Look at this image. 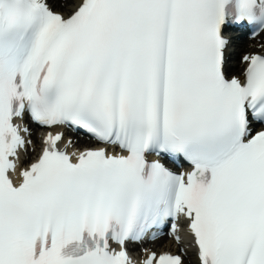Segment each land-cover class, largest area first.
Instances as JSON below:
<instances>
[{
    "label": "snow or ice",
    "instance_id": "obj_1",
    "mask_svg": "<svg viewBox=\"0 0 264 264\" xmlns=\"http://www.w3.org/2000/svg\"><path fill=\"white\" fill-rule=\"evenodd\" d=\"M241 34L264 0H0V264H264V43ZM165 230L176 251L147 246Z\"/></svg>",
    "mask_w": 264,
    "mask_h": 264
}]
</instances>
